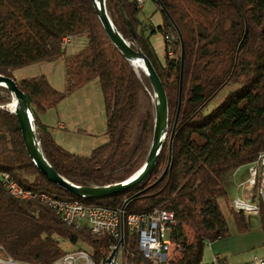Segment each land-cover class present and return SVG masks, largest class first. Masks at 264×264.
<instances>
[{"label":"trees","instance_id":"trees-1","mask_svg":"<svg viewBox=\"0 0 264 264\" xmlns=\"http://www.w3.org/2000/svg\"><path fill=\"white\" fill-rule=\"evenodd\" d=\"M154 2L163 19L158 27L140 19L142 8L133 0H106L112 24L133 49L150 59L167 94V140L149 177L139 186L93 200L52 184L29 157L17 116L8 108L14 97L3 87L0 176L8 173L27 189L90 206L124 208L126 214L172 211L175 226L164 264H202L209 244L230 237L219 200L228 199L239 168L264 152V0ZM159 31L172 39L163 62L151 42ZM76 36L86 38L85 46L68 54L65 39ZM58 61L65 69L62 91L45 75L14 78L18 69ZM0 75L14 79L25 94L44 157L74 184L121 183L146 162L155 105L138 122L137 142L131 140L142 100L153 88L145 71L111 42L92 0H0ZM94 79H99L104 98L107 141L81 156L59 145L41 116ZM229 87L234 89L209 108ZM230 209L238 230L247 232L249 219ZM260 216L264 231L263 205ZM62 241L80 246L75 251H86L97 263L106 256L103 250L117 244L87 227L64 223L40 200L14 198L0 178V255L16 262L54 264L75 252L66 251ZM123 252L127 264H155L141 254L127 231Z\"/></svg>","mask_w":264,"mask_h":264},{"label":"built area","instance_id":"built-area-1","mask_svg":"<svg viewBox=\"0 0 264 264\" xmlns=\"http://www.w3.org/2000/svg\"><path fill=\"white\" fill-rule=\"evenodd\" d=\"M139 8H143L148 0H133ZM68 38L65 44H68ZM166 44L172 39L165 37ZM258 168H261L260 187H253L252 172L245 182L236 185L237 197L232 201L235 212L245 217L260 215L261 205L264 206V152L257 157ZM1 181L8 193L20 200H40L52 209L57 216H66V223L78 228L87 227L92 233H106L107 237L117 241L99 263L86 251L68 253L54 264H127L123 260L126 231L135 239V246L150 262L164 264L170 252V234L175 226V216L172 211L154 209L150 213L126 214L124 208L109 209L102 206H81L77 201H66L44 192L32 190L24 192L21 184H16L10 174H1ZM251 196H259V204L251 205ZM121 260L122 263H121ZM214 264H218L215 258ZM0 264H29L5 259L0 256ZM255 264H264V257L256 258Z\"/></svg>","mask_w":264,"mask_h":264},{"label":"crops","instance_id":"crops-1","mask_svg":"<svg viewBox=\"0 0 264 264\" xmlns=\"http://www.w3.org/2000/svg\"><path fill=\"white\" fill-rule=\"evenodd\" d=\"M140 19L144 23L151 22L156 27L162 25L163 19L154 0H152V5L146 3L143 6ZM160 34H162L161 31L153 35L151 42L157 56L163 62L167 45L164 35L161 37ZM67 41V53L75 54L85 46L86 38L76 36L68 38ZM13 75L17 81L34 75H45L56 89L62 91L65 88V69L62 61L33 64L14 71ZM41 121L48 126L54 140L64 149L81 156L90 155L96 147L107 141L105 103L99 79L92 80L62 101L57 107L48 110L41 116ZM235 176L236 174L231 181L234 180ZM247 179L248 177L240 182L235 179L234 182L242 183ZM232 201L229 191L228 199L219 200L222 212L223 206L232 208ZM230 244L229 240H220L209 244L205 249L202 264H214L215 258L218 259V264H244V260H240L237 256L233 257L232 252L234 250H230ZM207 252H209L208 255ZM234 253L236 254L237 251ZM255 259L253 264H255Z\"/></svg>","mask_w":264,"mask_h":264},{"label":"water","instance_id":"water-1","mask_svg":"<svg viewBox=\"0 0 264 264\" xmlns=\"http://www.w3.org/2000/svg\"><path fill=\"white\" fill-rule=\"evenodd\" d=\"M92 2L95 6L98 18L104 28V31L111 42L127 59L134 63L141 64L142 69L145 71L150 80L155 96V126L152 143L146 162L134 175L124 182L104 187L80 186L69 181L67 178L60 175L44 157L40 143L36 137L31 105L25 94L18 88L16 81L12 78L0 75V87L7 89L14 97V108L9 111L17 116L27 153L41 175H43L52 184L69 191L77 197L93 200L109 197L139 186L149 177L167 140L169 128V108L164 85L150 59L143 52L133 49L114 27L106 9V0H92ZM131 32L135 35V31L132 27ZM176 123L177 118L170 137V143H172ZM165 173L166 171L160 177L159 181L162 180Z\"/></svg>","mask_w":264,"mask_h":264},{"label":"rangeland","instance_id":"rangeland-1","mask_svg":"<svg viewBox=\"0 0 264 264\" xmlns=\"http://www.w3.org/2000/svg\"><path fill=\"white\" fill-rule=\"evenodd\" d=\"M146 3H148L149 5H152V0H148ZM160 35L162 37L163 34H160ZM134 64L136 68L142 69L141 64L139 63H134ZM233 89L234 88H230V87L226 89L220 95V97L209 106V108H213L219 105L223 101V99L226 97L227 93ZM14 105H15V100L13 99V102L8 105L9 110H12L14 108ZM154 105H155L154 93L149 92L148 97L142 100V107H141L140 115L138 116L136 120L137 122L134 124L133 130H132V140H131L132 144H135L137 142V138L140 132V127L138 124L139 120L143 117V114L147 110H151ZM246 177H249L248 168L246 166H243L239 168V170L236 172V176L234 180L236 179L238 182H240L241 180H244ZM234 180L231 181V186H230V197L233 200L238 195L237 189H236V184L238 182L235 183ZM253 203L257 204L258 198H256L253 201ZM223 212H224V215L226 216L229 230H230V237L225 240H229L231 242L230 250L237 251L236 254L234 253V251L232 252L234 254L233 257L237 256L240 260H244L245 262L244 264H253L252 262L254 261L255 257H263L264 256V231L262 230L261 216L260 215L249 216L248 217L249 222H250L249 230L247 232H240L236 226L234 216H233V213L230 207L223 206ZM62 246L68 252L75 251L81 248L80 246L72 247L65 241H62ZM208 254L209 252H207V255ZM0 256L2 257V255ZM122 261L123 260H121V263Z\"/></svg>","mask_w":264,"mask_h":264},{"label":"bare ground","instance_id":"bare-ground-1","mask_svg":"<svg viewBox=\"0 0 264 264\" xmlns=\"http://www.w3.org/2000/svg\"><path fill=\"white\" fill-rule=\"evenodd\" d=\"M248 168V172H252V185L253 187H260V183H261V168H258V160H255L254 162L248 164L246 166ZM3 174H8V173H3ZM16 184H20L15 180ZM24 192H32L31 189H27L24 187ZM258 198V203L254 204L253 201ZM78 203L81 204V206H90V205H86L84 204L82 201L79 200H75ZM259 204V196H251V205H258ZM61 218V220L66 223V216H59ZM68 225H71L70 223H66ZM95 235L98 236H106V233H93Z\"/></svg>","mask_w":264,"mask_h":264}]
</instances>
